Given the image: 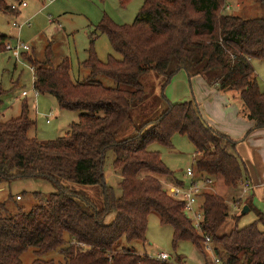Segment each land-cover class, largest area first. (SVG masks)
<instances>
[{"label":"trees","instance_id":"trees-1","mask_svg":"<svg viewBox=\"0 0 264 264\" xmlns=\"http://www.w3.org/2000/svg\"><path fill=\"white\" fill-rule=\"evenodd\" d=\"M24 1L0 0V11L15 13L12 4ZM129 1L120 3L125 6ZM98 30L122 58L110 55L102 61L92 46L83 63L91 72L88 80L73 78L70 57L55 66L50 52L43 62L26 54L36 69L34 88L39 94L54 96L62 110L82 113L65 136L47 142L29 136L36 122L26 104L19 117L0 121V180L43 177L55 186L49 197L37 194L38 204L32 210L21 208L0 216V264H23L21 257L31 247L37 248L38 256L33 264H57L40 257L55 250L67 257L64 264H170L126 248L115 249L122 238L146 240L153 212L160 215L162 225L172 226L174 247L188 240L207 253L182 202L167 191V184L184 186L185 182L175 176L159 151L150 149L154 144L171 148L176 134L187 136L200 154L193 164L197 180H222L233 188H243L251 180L249 167L237 152L247 136L234 139L216 128L197 101H168L160 115L132 136L117 137L132 118L134 105L146 96L141 77L150 72L168 75L166 86L181 70L191 79L209 77L220 92L238 101L243 115L255 122L248 136L264 129V91L252 65L254 59L264 60V18L234 14L227 0H144L132 24L106 17ZM7 40L0 35V50ZM173 59L178 68L169 73ZM99 76L113 79L117 86H105ZM4 93L0 87V108ZM110 150L115 155L112 166L122 176L121 197L106 178ZM160 176L171 181L164 185ZM77 183L96 185L103 206L77 189ZM201 196L204 229L223 262L264 264V211L257 207L256 195L247 205L257 211L258 220L229 232L224 231L230 216L226 198L204 191ZM112 210L117 217L106 223Z\"/></svg>","mask_w":264,"mask_h":264},{"label":"rangeland","instance_id":"rangeland-1","mask_svg":"<svg viewBox=\"0 0 264 264\" xmlns=\"http://www.w3.org/2000/svg\"><path fill=\"white\" fill-rule=\"evenodd\" d=\"M228 1L232 5V10L229 11L234 14L244 18H264V2L262 0ZM25 2L28 7L21 9V13L19 11L15 13L0 11V35L8 37L4 43L5 46L7 43L16 45L20 40L32 47L31 52H23L20 57L14 51H8L6 48L0 50V87L5 92L0 108V121L19 117L22 114L23 104L28 105L26 99L16 101L21 93L34 89V73L26 54L43 62L50 52L51 61L55 66L59 65L65 57H70L73 63V78L78 81L88 80L91 72L84 67L83 63L88 59L89 49L92 46L102 61H107L110 55L118 59L122 58V55L111 46L108 36L99 32L98 26L101 21L109 17L118 24H132L137 18L144 0H130L125 6L121 5L120 0H25ZM238 2H242V8H238ZM26 21L30 25L22 29L13 26L14 22L23 23ZM93 39L95 40L94 43L92 42ZM252 65L261 89L264 91V60L254 59ZM177 68V59H173L168 71L173 73ZM167 78L168 75L154 72L146 73L141 77L146 96L142 102L134 105L132 118L121 128L117 137L118 140L132 136L139 126L160 115L167 107L168 101L172 103L197 101L210 123L215 124L216 109L211 106L213 102L211 103L207 99L208 97L203 94L196 79H191L185 70L176 72L170 83L165 86ZM204 79L211 86H217L208 80L209 77H204ZM97 80L107 87L117 86L113 79L106 76H99ZM31 98L32 101L33 99L35 101L31 94L28 105L29 115L36 123L29 131L30 137L37 138L41 142L57 139L70 131L73 122L79 121L82 111L60 109L57 99L52 95L40 94L37 99V107L33 105ZM228 100V108L232 107L231 109L238 112L241 118L247 121L248 119L242 112L244 109L242 105L231 97H228ZM216 107L225 109L220 103H217ZM48 117L51 119L50 124H48ZM248 132L249 129L240 136L228 134L232 138L241 137L240 139L247 136L244 141L238 144V153H241L239 151L241 143H244V148H247V144H251L248 139ZM259 136L264 137V135ZM172 142L171 148L154 144L150 149L161 153L164 162L174 171L176 177L186 178L188 177V168L193 167L200 154H197L198 151L187 136L176 134ZM261 144H263L262 149L256 150H258L257 155L261 160V165H264V141ZM114 159V152L110 150L106 157L107 171L112 166ZM246 164L249 167L247 161ZM116 174L117 176L115 173L112 176L107 175L108 182L115 188L117 197H121L120 182L122 176L120 172ZM159 179L164 185L171 181L169 177L165 176H160ZM75 186L79 190L86 191L92 202L98 207L103 206V198L96 185L77 183ZM54 191V184L43 177H29L11 181L0 180V216L16 213L21 208L30 211L38 204L37 194L49 197ZM204 192L220 195L226 198L230 205V216L224 227L225 232H229L235 227L243 228L258 220V213L255 209H250L249 212L243 214L247 202L251 200L253 194L257 196L258 193L247 192L244 187H227L222 180H215L211 186L204 189ZM260 196L262 198L257 197L256 204L260 210L264 211V192ZM238 198L242 199L236 201ZM116 217V211H110L106 215V223L113 222ZM173 233L172 226L162 225L160 215L153 212L149 217L146 240L128 241L126 238H122L115 249L126 248L137 254L156 258L161 253H168L171 256L168 260L170 264L215 263L212 254L203 252L192 241H181L177 247H174ZM36 251V247H31L24 252L21 257L23 264H33V261L38 257ZM40 257L45 260H54L57 264L66 263L67 258L60 250L50 251ZM223 264L225 263L223 262Z\"/></svg>","mask_w":264,"mask_h":264},{"label":"crops","instance_id":"crops-1","mask_svg":"<svg viewBox=\"0 0 264 264\" xmlns=\"http://www.w3.org/2000/svg\"><path fill=\"white\" fill-rule=\"evenodd\" d=\"M237 6L238 8H242V2L240 3L238 2ZM227 8L229 10H232V5H230L228 0H227ZM19 13L21 12L19 11ZM194 79H196V82L199 83L200 87L202 88L203 94H205L208 97L207 99H209L211 103L213 102L211 106L216 109L215 116L218 120L212 119L214 120L216 124L215 125L213 123L212 125L216 126L218 129H221L222 131H225V132L228 131L227 134H230V135L236 134L237 136L242 135L247 129L251 130L254 127V124H255L254 121H251V120L246 121L245 119L241 118L238 112L231 109L232 107L228 108V102H229L228 96L220 92L217 86L216 87L211 86L202 76L195 77ZM31 94L35 98V101L34 99L32 101V98H31V102H33V105L37 107V99L40 94L39 95L36 94L35 88L32 91H24L23 93H21V95L18 98H16V101H21V100L23 101L26 99L29 105V96ZM217 103L222 104L225 109H222L221 107L217 108L216 107ZM206 113L208 112L206 111ZM208 116L211 117V115L209 114ZM206 119L208 120L207 117ZM50 123H51V120L50 122H48V124ZM259 135H264V129L253 131L248 136L249 142H251V144L250 145L247 144L246 145L247 148H244V143H241L240 150H239L241 151V153L239 152L240 156L243 158L244 161L246 160L247 163L249 164L251 180L248 183L251 184L252 186L249 191H254L255 193H258L259 195H257L256 198L257 197L262 198L260 194L262 195L264 192V165H261V160L259 156L257 155L258 150H256V149H260V150L262 149L261 146L263 144H261V142L264 141V137L259 136ZM237 136L235 137L233 136V137L240 140L241 137H237ZM114 173L117 176L116 174L117 172L114 170L113 166H110L108 171L106 172L107 181L109 179L108 178L109 174L110 176H112ZM178 179L181 181H184L185 185L189 181L188 177L178 178Z\"/></svg>","mask_w":264,"mask_h":264},{"label":"built area","instance_id":"built-area-1","mask_svg":"<svg viewBox=\"0 0 264 264\" xmlns=\"http://www.w3.org/2000/svg\"><path fill=\"white\" fill-rule=\"evenodd\" d=\"M54 1V0H49ZM27 3L24 1L22 3H13L11 8L14 11H20L23 8L27 7ZM29 22H23L18 23L14 22L13 26L22 29L25 26H29ZM6 50L8 51H14L18 56L20 57L23 52H31L32 47L29 44H26L24 42H21L20 40L17 42L16 45H13L11 43L6 44ZM31 70L34 73V81H35V74L36 69L32 66ZM36 94L39 95V92L35 89ZM50 117H48V122H50ZM187 176L189 178V181L186 185L181 186L178 184H169L167 186L168 194L171 197H174L175 199L179 200L183 204V211L186 213V215L191 220V223L195 227V229L201 234V236L204 239V246L205 250L211 255H213L214 264H223V260L217 255L215 244L213 241V238L205 232L204 224H205V215L204 210L202 207L201 202V195L205 188L208 186H211L213 184L212 180H197L196 179V171L194 169V166L191 168H188ZM243 187L245 191H249L251 189V184L249 183H243ZM20 199V197H18ZM159 259L161 260H169L171 256L168 253H161L158 255Z\"/></svg>","mask_w":264,"mask_h":264},{"label":"water","instance_id":"water-1","mask_svg":"<svg viewBox=\"0 0 264 264\" xmlns=\"http://www.w3.org/2000/svg\"><path fill=\"white\" fill-rule=\"evenodd\" d=\"M250 211V207L248 205H246L243 209V214L247 213Z\"/></svg>","mask_w":264,"mask_h":264}]
</instances>
